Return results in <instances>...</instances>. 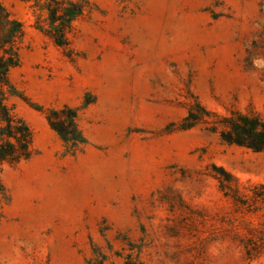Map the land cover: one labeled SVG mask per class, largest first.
I'll return each mask as SVG.
<instances>
[{
    "label": "rangeland",
    "instance_id": "rangeland-1",
    "mask_svg": "<svg viewBox=\"0 0 264 264\" xmlns=\"http://www.w3.org/2000/svg\"><path fill=\"white\" fill-rule=\"evenodd\" d=\"M87 1L60 47L4 0L33 153L0 168V264H264V152L211 123L264 121V0ZM65 106L73 152L45 118Z\"/></svg>",
    "mask_w": 264,
    "mask_h": 264
},
{
    "label": "trees",
    "instance_id": "trees-1",
    "mask_svg": "<svg viewBox=\"0 0 264 264\" xmlns=\"http://www.w3.org/2000/svg\"><path fill=\"white\" fill-rule=\"evenodd\" d=\"M27 4L34 16V27L47 34L60 47L68 45V33L73 22L89 7L87 0H19ZM24 38L22 22L0 0V168L4 163L13 164L28 159L32 153V132L26 121L17 113L13 98L26 99L11 82L9 72L20 63V49ZM37 110L42 107L31 104ZM191 107L178 124V129L193 127L209 116L199 103ZM45 118L63 141L68 151L73 152L85 143L78 128L77 109L65 106L62 109L49 108ZM225 128L220 138L226 144L264 152V121L257 116L231 112L218 122ZM215 124V125H214ZM264 199V196H263Z\"/></svg>",
    "mask_w": 264,
    "mask_h": 264
}]
</instances>
